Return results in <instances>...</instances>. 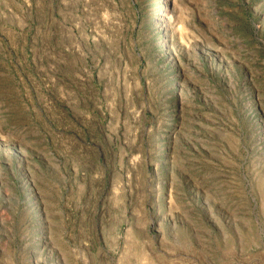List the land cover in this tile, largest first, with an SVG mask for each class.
I'll return each mask as SVG.
<instances>
[{
	"label": "rangeland",
	"instance_id": "1",
	"mask_svg": "<svg viewBox=\"0 0 264 264\" xmlns=\"http://www.w3.org/2000/svg\"><path fill=\"white\" fill-rule=\"evenodd\" d=\"M0 264H264V0H0Z\"/></svg>",
	"mask_w": 264,
	"mask_h": 264
}]
</instances>
